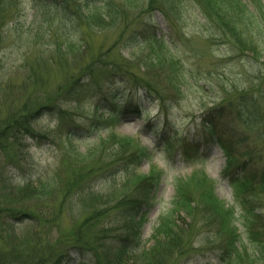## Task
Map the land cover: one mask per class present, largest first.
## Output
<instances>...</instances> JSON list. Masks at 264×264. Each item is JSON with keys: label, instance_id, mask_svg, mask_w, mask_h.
Instances as JSON below:
<instances>
[{"label": "rangeland", "instance_id": "obj_1", "mask_svg": "<svg viewBox=\"0 0 264 264\" xmlns=\"http://www.w3.org/2000/svg\"><path fill=\"white\" fill-rule=\"evenodd\" d=\"M57 1L0 0V9L11 12L0 30V120L6 113L5 103L53 90L69 74L77 75L82 66L101 55L105 63L121 62L129 81L105 83L102 93L115 89L114 104L130 100L138 114L125 112L106 120L101 110L95 112L101 96L97 87H92L78 101L62 103L63 116H45L34 123L36 135L24 138L20 147L12 146L7 155L0 152V187L50 183L56 184L57 191H65L67 184L79 183L83 190L78 194L72 192L67 201L57 197L43 210L45 216H57L62 236L58 242L73 241L75 226L84 217L82 212L86 213L84 201L89 193H112L114 185L115 191L126 190L117 177L89 176L98 167L99 151L116 149L111 141L123 139L145 155L137 163V179H154L147 205L133 220L132 233L139 251L151 247L155 229L167 219L170 225L181 227L184 239L182 251L170 256L168 264H264L247 225L248 209L264 219V193L252 184L243 193L232 187L231 178L223 176L226 164L222 151L202 139L206 113L220 104L225 91L258 87L264 78V44L258 43L264 42V22L254 21L247 13L243 22L233 20L237 30H246L245 36L252 37L254 43L256 40L260 53L254 59L248 52L240 56L229 44L220 43L193 0H160V9L155 0H95L99 4L91 7L89 0H70L64 12L58 9ZM243 3L248 12L257 15L255 5L248 0ZM257 3L264 9V0ZM107 5L119 12L114 24L104 15L95 16ZM96 7L99 9L94 10ZM142 88L155 99L145 97ZM71 129L75 132L69 138ZM263 163L264 156L259 165ZM178 185L190 195L187 200L192 210L188 215L178 213L179 206H174ZM212 199L221 209L216 219L220 224L207 216L208 211L213 213L207 204ZM110 219L103 224L114 231L104 237L106 249L118 247L113 238L122 235L116 232L121 223L112 224ZM227 228L237 236L239 254L237 259L223 262L220 254H226L219 248L222 236L217 229L222 233ZM88 256L75 258L71 264H96L91 254ZM134 258L126 261L133 264Z\"/></svg>", "mask_w": 264, "mask_h": 264}, {"label": "trees", "instance_id": "obj_2", "mask_svg": "<svg viewBox=\"0 0 264 264\" xmlns=\"http://www.w3.org/2000/svg\"><path fill=\"white\" fill-rule=\"evenodd\" d=\"M71 1L58 0V9L63 12L68 10ZM248 1L256 6L257 15L248 12L243 0H193L206 25L219 37L220 43L229 44L240 56H245L244 52H248L254 58L260 53L256 40L254 43L251 41L252 37L247 38L246 30H237L235 27L237 23L233 21H237L238 18L243 22L245 13H247L254 21L264 22L262 21L264 20V9L259 6L257 0ZM89 2V7L99 4L95 0H89ZM155 4L159 9L162 7L160 0H155ZM97 9L99 7L94 10ZM115 9L107 5L103 13L95 16L104 15L105 18H109V24H114L119 16V12ZM80 11L84 14L83 9ZM8 17L11 18V12L1 8V31ZM65 17L71 18L67 15ZM258 43L264 44L262 41ZM102 60L101 55L98 59L82 66L77 75L69 74L64 82L53 90L38 91L35 97L5 103L3 108L6 113L0 120V152L7 155L12 146L20 147L24 138L36 135L32 130L34 123L45 116L52 117L57 114L63 116L65 112L63 113L60 108L62 103L78 101L94 86L97 87L101 96L94 108L95 112L101 110L107 116L106 120L117 119L125 112L138 114L137 107L133 106L130 100L114 104L116 102L113 97L115 89L102 93L101 88L103 84L105 86V83L114 85L129 82L126 80L125 69L121 62L105 63ZM45 63L42 64L45 65ZM258 70L261 72L260 69ZM99 81L101 84L97 85ZM258 84V87L252 85L244 90L233 88L231 92L225 91L220 104L206 113V121L202 123L204 144L218 145L226 164L224 176L231 178L232 187L242 193L250 184L257 186L258 190L264 193V163L259 165L264 156L263 77L260 78ZM253 88L257 91L253 92ZM142 91L145 97L155 99V95L147 89L142 88ZM135 97H137L136 94ZM74 132V129L70 130L69 138L74 136ZM111 143L117 148H102L99 151L98 160L95 161L98 166L97 170L94 169L89 176L93 177L92 175L97 173L101 176L117 177L120 182L124 183L126 190L115 191L116 186L114 185L112 193L100 196L89 193L87 200L84 201L87 202L86 209H84L86 213L82 212L84 217L74 229L72 236L74 242H58L62 236H59L57 216H45L43 210L57 197L61 196L62 201H67L71 198L72 192L77 191L75 194H78L83 190L80 189L79 183L75 186L67 184L64 186L65 191H57L59 189L56 184L50 183H38L34 186L31 182H26L16 187H0V264H23L24 261L25 264H71L78 257L90 258L88 254H91L96 264H128L126 260L133 257H135L133 264H168L170 256L173 258L176 254H180L184 246V239L180 236L181 227L170 225L167 219L161 221L155 229L151 238L153 242L151 247L146 251H139L132 233L135 224L133 220L142 210V206L147 205L154 179L149 176L137 179L135 175L137 163L145 157L142 150L133 147L131 143L123 139H118L117 142L112 140ZM80 176L85 177V175L77 177ZM86 178L90 179L87 176ZM130 181H132L131 184ZM207 194H210L209 191ZM187 195L189 193H185L178 185L173 200L175 208L179 206L178 213L188 215L192 210ZM215 200L207 202L213 211V213L208 211L207 216H212L214 221L220 224V221L216 219L220 216L218 210L221 209ZM176 209L171 210L172 214ZM112 213L114 214L110 215ZM247 214L250 215L247 224L249 237L256 245L259 257L264 260V219L254 209H248ZM109 219L112 224L121 223V228L116 232L120 231L122 235L113 238L115 243L119 242L118 247L106 249L102 243L104 237L114 232L103 227L104 222L107 223ZM219 227L222 229V225ZM219 229L217 232L222 236L218 238L221 239L219 248L225 250L226 254L224 256L221 253L220 260L229 262L237 259L239 253L236 234H232L233 231L230 232V228L226 231L222 230V233ZM22 231H25L24 235L20 234ZM87 240L95 247H90L84 242ZM72 242L73 244L68 246ZM80 264L86 263L82 261Z\"/></svg>", "mask_w": 264, "mask_h": 264}]
</instances>
